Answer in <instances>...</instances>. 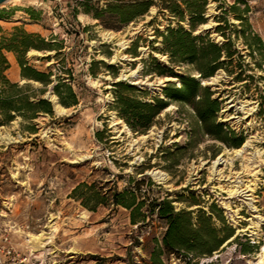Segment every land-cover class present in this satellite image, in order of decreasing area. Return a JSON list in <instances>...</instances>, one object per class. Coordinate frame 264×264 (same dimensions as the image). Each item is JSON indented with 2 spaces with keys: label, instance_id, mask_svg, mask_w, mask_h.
<instances>
[{
  "label": "rangeland",
  "instance_id": "rangeland-1",
  "mask_svg": "<svg viewBox=\"0 0 264 264\" xmlns=\"http://www.w3.org/2000/svg\"><path fill=\"white\" fill-rule=\"evenodd\" d=\"M78 1L82 0L0 4L1 33L21 25L46 40H62L57 57L54 51L29 50L26 59L39 71H51L52 82L55 74L66 77L63 72L69 70L77 98L74 106L58 103L54 108L52 84L43 87L22 79L13 53L4 52L9 64L6 77L35 90L45 88L42 97L52 106L51 115L39 113L32 120L14 116L0 125V131L14 137L0 142V202L9 204L6 218L16 224V245L42 259L43 264H151L153 238H159L164 229L161 219L153 216L137 227L121 206L109 203L89 210L71 197V190L80 182H93L106 191L133 186L129 183L133 179L141 180L139 189L145 191L139 198L149 201L167 195L176 210L200 207L208 211V206L215 204L225 223L234 229L218 250L192 264H251L264 243V69L255 66L257 53L255 59L249 57L241 39L236 40L226 28L242 55L240 62L249 66L241 63L242 78L246 79L235 81L222 69L209 79L213 96L221 100L217 119L242 136L238 147L231 136L222 142L203 134L191 107L174 102L158 114L145 133H136L111 108L112 86L122 80L162 97L165 84H179L175 77L144 72L152 63L150 57L169 64L167 55L159 50L156 30L162 31L172 20L153 5L146 14L110 29L83 12ZM109 1L113 0H89L88 7L104 8ZM234 3L238 9L233 12L227 6ZM220 14L236 27L239 21L234 16L243 15L264 42V0H207V21L195 33L208 32L212 40L221 43L224 39L215 31L218 22L214 18ZM132 42L136 43L135 55L130 52ZM92 61L96 62L93 75L89 72ZM174 70L180 73L187 67L175 66ZM237 149L241 151L235 152ZM171 151L175 152L169 155ZM234 179L239 180V186L229 193ZM213 221L220 226L214 217ZM40 233V238L33 237ZM160 256L164 264L186 263L173 254Z\"/></svg>",
  "mask_w": 264,
  "mask_h": 264
},
{
  "label": "trees",
  "instance_id": "trees-1",
  "mask_svg": "<svg viewBox=\"0 0 264 264\" xmlns=\"http://www.w3.org/2000/svg\"><path fill=\"white\" fill-rule=\"evenodd\" d=\"M158 1L113 0L104 8L94 10L88 7L89 0L77 3L83 12L91 13L94 19L100 20L110 29H118V25L128 24L146 14L153 5L158 8V12L166 11L169 19L175 22V25H171L170 21L162 31L156 30V37L160 38L161 44L159 50L167 55L169 64H161L154 57H150L152 63L145 67L144 72L175 77L179 84L173 82L165 84L161 89V97L149 95L147 90L130 82L115 81L112 86L111 108L133 132L143 134L156 122L155 118L169 103L185 104L191 107L198 128L203 134L222 142H227L231 136L235 141L233 145L238 147L243 141L242 136L234 134L217 119L221 100L218 96H213L214 92L210 86L203 85L202 81L213 77L220 69L233 75L235 81L246 79L242 78L243 62H240L243 59L242 55L234 48L226 28L231 29L236 40L241 39L249 57L255 59L254 55L257 53L255 66L259 69H264V42L250 28L247 19L240 14L234 16L239 21V27L229 23L221 14L214 17L218 22L215 31L224 39L221 43L212 40L208 32L195 33L197 28L207 21L205 16L207 0ZM227 8L233 12L238 9L235 3L228 5ZM225 10L224 8L223 11ZM2 12L0 11V17ZM54 39L51 37L46 40L40 34L28 31L21 25H15L10 31L0 34V125L7 124L14 116L32 120L39 113L52 114L50 101L42 97L45 88L35 90L29 84L12 82L6 77L5 71L9 64L4 52L13 53L22 79L37 81L43 87L52 84V93L57 102L64 107L77 104L76 93L70 84L72 76L69 70L65 69L63 72L66 77L55 74V81L52 82L51 71H39L29 65L26 59L29 50L54 51V56L57 57L63 43L62 40L55 42ZM135 48L136 43L132 42L130 52L134 55ZM95 63L92 61L89 64L91 75L94 73ZM243 65L249 67L246 63ZM175 66H185L187 70L177 73L174 70ZM105 67L112 68L111 65ZM236 67L240 69L237 72L234 71ZM29 129L34 130L32 126ZM174 152L168 153L172 155ZM129 183L133 186H126L121 190L108 188L102 191L96 188L93 182H80L71 190V197L79 200L80 204L89 210L109 203L121 206L129 211L130 223L136 224L137 227L144 225L147 219L153 216L161 219L164 222V229L159 238H153L154 245L149 253L151 264H164L160 256L162 254H165L166 258L173 254L177 259L184 258L185 264H192V261L200 257L210 256L234 234V229L225 223L220 209L215 204H210L208 211L200 207L176 210L167 195L150 198L149 201L145 197L139 198L144 195L141 192H145L139 189L141 180L130 179ZM213 217L220 222L219 227L214 224ZM242 253H245L244 249Z\"/></svg>",
  "mask_w": 264,
  "mask_h": 264
},
{
  "label": "built area",
  "instance_id": "built-area-1",
  "mask_svg": "<svg viewBox=\"0 0 264 264\" xmlns=\"http://www.w3.org/2000/svg\"><path fill=\"white\" fill-rule=\"evenodd\" d=\"M8 208L0 202V264H34L31 252H22L13 239L16 224L7 220Z\"/></svg>",
  "mask_w": 264,
  "mask_h": 264
},
{
  "label": "bare ground",
  "instance_id": "bare-ground-1",
  "mask_svg": "<svg viewBox=\"0 0 264 264\" xmlns=\"http://www.w3.org/2000/svg\"><path fill=\"white\" fill-rule=\"evenodd\" d=\"M10 1H14V0H6L5 2H3V3H6V2H10ZM16 2V1H15ZM3 3H1V4H3ZM123 75V74H122ZM213 78V77H212ZM211 78V79H212ZM210 79V78H209ZM204 82V81H203ZM209 82V81H208ZM50 98L52 99V101H53V105H54V108H58L59 107V105L57 104V102H56V100H55V96L54 95H50ZM140 137H145V135H141ZM14 140V137H12V136H10L7 132H2V131H0V142L1 143H7V142H9V141H13ZM241 148H243V147H241ZM239 151H241V149H237V150H235V152H239ZM221 157L220 156H218V158H217V160H219ZM216 161H213V164L215 163ZM231 184H230V189H228V191H229V193H232V192H234V191H236V187H238L239 185H238V182H239V180H231ZM42 233H40V234H38V235H34L33 237L36 239V238H40V235H41ZM256 257H254V260L252 261V263L251 264H264V243H262L261 245H260V250H259V252L257 251L256 252Z\"/></svg>",
  "mask_w": 264,
  "mask_h": 264
},
{
  "label": "crops",
  "instance_id": "crops-1",
  "mask_svg": "<svg viewBox=\"0 0 264 264\" xmlns=\"http://www.w3.org/2000/svg\"><path fill=\"white\" fill-rule=\"evenodd\" d=\"M31 260L34 262V264H43V260L40 259V258H34V254L32 255V252H31Z\"/></svg>",
  "mask_w": 264,
  "mask_h": 264
},
{
  "label": "water",
  "instance_id": "water-1",
  "mask_svg": "<svg viewBox=\"0 0 264 264\" xmlns=\"http://www.w3.org/2000/svg\"><path fill=\"white\" fill-rule=\"evenodd\" d=\"M5 1H6V0H0V4L3 3V2H5ZM208 81H209V79H208V80H204V82L202 81V84H203V85H205V84H209ZM55 100H56V97H55ZM56 102H57V101H56ZM57 104H58V102H57Z\"/></svg>",
  "mask_w": 264,
  "mask_h": 264
}]
</instances>
